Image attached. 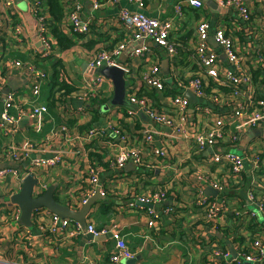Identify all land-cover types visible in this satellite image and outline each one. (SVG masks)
I'll list each match as a JSON object with an SVG mask.
<instances>
[{
	"label": "crops",
	"instance_id": "0c3cea01",
	"mask_svg": "<svg viewBox=\"0 0 264 264\" xmlns=\"http://www.w3.org/2000/svg\"><path fill=\"white\" fill-rule=\"evenodd\" d=\"M97 1L101 4L98 9L94 8V0H60L63 17L59 28L75 41L70 49L62 51L51 31L50 22L55 21L54 16L47 0H44L43 13L47 20V35L53 45L52 51L44 57L42 54L45 46L41 41L39 24L32 11L31 1L0 0V80H3L0 82V121L5 91L9 88L17 95L15 108L11 110L15 116L19 115L20 110L30 109L38 103L48 106L40 132L35 131L36 121L29 116L20 117L15 132H0V167H16L18 172V175L12 174L0 181L2 259L19 264H112L110 257L115 252V241L110 236L94 237L85 231L71 237L66 233L51 234L48 231L51 211L47 208L42 209L49 211V214L42 212L32 217V227L22 225L20 218L16 220L11 217V210L18 206L10 202V198L22 188L23 180L20 178L30 172L32 157L47 158L54 154L61 156V160L54 166L34 171L39 193L42 194L51 185H56L55 196L58 195L60 199L58 202L75 209L80 208L78 200L92 187L89 182V168L93 163L89 153L96 152L95 147L103 146L106 141L113 139L111 128L120 126L124 129L128 144L134 146L144 137L145 126L156 125L144 113L141 116L139 112L136 117H131L125 112L130 106V91H136L138 94L143 87L146 88L144 77L149 73L151 66L159 62L161 75L167 81V86L171 88L173 84L177 91V80L187 82L196 71L193 55L199 44L196 28L199 21L206 19L211 27L213 24L215 28L224 27L237 40L244 37V32L238 28L244 27L245 23L233 14L231 9L221 7L214 0H209L214 6L202 0L204 5L200 9L187 4L186 0H146L145 13L160 18L173 16L175 6L184 4L183 15L174 21L175 29L172 32L173 39L180 46L178 55L171 58L166 50L156 45L152 48V58H130L129 52L124 53L118 61L131 70L125 77V104L115 103L114 84L105 76V83L98 85L97 97L83 103L78 97L92 91L91 78L100 75L98 70L88 66L89 61L99 50L112 48L129 34L118 20L121 10H138V7L128 0H118L115 4L107 0ZM77 4L81 6V19L90 24L89 33L81 37L75 35L67 24V16ZM254 12L257 23L264 22V4L254 8ZM211 38L210 34L209 45L225 64L227 57L219 46H213ZM258 42L264 51V39H259ZM13 61L33 65L47 74V79L41 84V93L44 87L49 89L46 102L41 101V95L37 100L33 99L32 73L29 68L10 64ZM59 61L63 64L66 75L78 89L68 98L66 105L53 108L47 102L51 94L52 75ZM252 66L251 62L245 63V68L254 75ZM156 92L160 106H156L154 100L148 97L157 109L167 110L171 97L177 93L171 95L168 91ZM187 92L189 91H184L183 95ZM201 101L203 103L195 102L191 103V106L200 104L216 110L214 105L208 104L210 102ZM225 110L220 109L216 114L220 115ZM189 114H192V111ZM215 117L199 115L192 118L187 124L189 134L193 137L198 131L205 130L208 125L214 123ZM70 121L75 123L68 124ZM64 124L68 127V134L61 132V126ZM156 127L168 133V136H159L154 142L156 147H167V155L158 157L152 152V146L147 145L143 154L148 166L138 168L128 163L119 168L110 162L107 170L101 166L97 168L100 171V181H103L102 185L112 193L95 202L86 217L87 224L93 221L98 228L117 224L134 253L133 259H137L133 264H226L221 259L214 260L212 251L216 248L228 251L230 259H234L241 258L242 249L250 246L251 239H261L264 244V219L261 216L255 219L244 216L240 219L235 214L240 211L251 216L252 212H257V203L250 201V193L255 195L257 202L264 200V136L259 137V134L264 135L263 129L243 130L238 140L228 145V148H236L242 153H239L240 155L246 157L243 172L235 175L228 166L213 162L212 149L199 151L193 141L174 137L171 128L163 125ZM91 128L106 133L95 141L87 142L82 139V135ZM114 139L118 142V138L114 136ZM28 142L34 144V150L31 156H26L21 163L7 154L10 148H21ZM105 147L107 153L104 154L103 160L106 163L115 159L119 147ZM254 153L260 157L258 164L252 160ZM200 173L223 183L224 190L218 192V195L207 194V189L212 187L201 184L198 179ZM157 190L168 192V200L155 203L153 207L141 203L136 207H129V202L137 196L148 195ZM201 196L224 199L225 212L218 225H212L206 220L198 205ZM169 206L173 207L174 211L164 212ZM150 208L157 214L152 227L148 225L151 220L148 214ZM252 219L254 222L248 223ZM258 264H264V258Z\"/></svg>",
	"mask_w": 264,
	"mask_h": 264
},
{
	"label": "built area",
	"instance_id": "2783aa9c",
	"mask_svg": "<svg viewBox=\"0 0 264 264\" xmlns=\"http://www.w3.org/2000/svg\"><path fill=\"white\" fill-rule=\"evenodd\" d=\"M32 4V11L38 20L39 33L41 41L45 46L42 56H48L53 49L52 41L47 35V20L43 13L44 0H30ZM115 4L118 0H107ZM131 4L138 7L135 12L129 10H121L119 14V22L129 33L127 37L113 46L112 48H103L99 50L89 61L88 66L97 70L103 67L118 66L127 73L131 70L118 59L126 52H129L130 58H152L153 46L156 45L166 50L171 58H176L179 52V43L173 39L172 32L175 29L174 21L183 15V3L175 6L173 16L169 18L152 17L145 13L146 0H128ZM187 4L195 8H202V0H186ZM218 5L225 9H231L242 22L244 27L238 29L244 32V37L237 40L232 34L228 33L224 27H216L214 29V39L224 55L227 57V62L222 63L219 55L209 45L211 24L208 20L203 19L198 22L197 38L199 44L196 46L194 52V59L196 62V71L192 74L187 82H180L177 80L176 86L178 93L171 97L169 107L167 110L157 109L152 101L146 97H139L136 91H130L128 94L129 107L125 112L131 116L136 117L139 112L146 114L152 123L156 125H163L171 128L172 135L181 140H191L195 143L199 151L212 149L213 162L215 164H224L228 166L232 173L238 175L243 172L246 157L228 148V145L238 140L239 134L246 129L262 128L264 131V51L262 45L258 42L259 39H264V22L257 23V18L254 17V8L263 5L264 0H214ZM10 4V3H8ZM100 2L94 0V8L100 7ZM81 6L77 4L74 9L67 16V24L72 32L77 35H86L90 31V24L84 21L80 16ZM262 20V17L260 18ZM191 58V56H189ZM251 62L252 68L262 71V82H256L252 73L245 68V63ZM10 64L16 67L29 68L33 75V83L31 86V95L34 100H37L41 95V84L47 79V74L36 68L33 65L23 64L21 61H13ZM3 82V80H0ZM92 91L78 97V100L83 103L91 101L97 97L98 85L105 83V78L102 75H96L91 78ZM144 83L147 89L163 92L167 86V81L161 75V66L155 63L151 66L150 71L144 77ZM221 87L229 89L231 94L223 92ZM190 91L197 99H201L214 105L216 110L205 106L195 105L191 106V102L183 95L184 91ZM17 95L14 91H9L5 94L3 101V110L0 121V132L10 134L15 132L18 128L17 122L22 116H29L36 121L35 131L40 132L42 125H44V116L48 112L46 104H35L30 109L20 110L18 116L12 114V109L15 108ZM226 106H229L227 109ZM192 110H191V109ZM220 109H227L224 113L217 115ZM192 111V114L189 112ZM199 115H213L215 121L212 125H208L205 130L198 131L193 135L189 134L187 124L189 121ZM156 125L145 126L143 128L144 137L137 145L131 146L128 144V136L124 129L120 126L112 127L111 134L113 139L105 142V146H118V152L112 162L113 166L123 168L128 163H132L138 168L148 166L144 159V148L147 145L152 146V152L158 157H165L167 155V147H156L154 142L159 136H168V133L162 131ZM61 132L68 134L67 125L61 126ZM106 132H100L97 128H91L82 135V139L90 142L96 140L99 136ZM114 136L118 138L115 141ZM107 140V138H106ZM103 145V146H104ZM32 142L25 143L21 148L13 147L7 152L15 161L21 163L26 156H31L34 150ZM104 146V147H105ZM254 163L260 162L259 155L252 156ZM61 160L59 154H54L47 158H34L30 162V172L28 174H35V170L54 166ZM91 165V164H90ZM18 175L16 167L4 166L0 167V181L4 180L9 175ZM28 174L21 176L23 180ZM198 179L203 185H210L212 188L222 192L224 184L211 180L202 173L198 174ZM89 182L92 187L84 192V195L78 200L81 208L87 203L88 199L93 197L97 190L101 196L107 197L111 190L105 186L99 185L100 171L94 165L89 168ZM202 186V185H201ZM203 187V186H202ZM201 189V188H200ZM199 189V190H200ZM38 184L35 187V195H40ZM249 199L253 203H257V212L250 214H243L238 211L235 212L236 217L243 219L244 216L264 219V200L258 201L253 193L249 194ZM168 200V192L164 190H157L148 195L137 196L136 199L129 202V207H136L138 203L143 205L163 203ZM198 205L205 214L206 220L212 225H218L219 220L223 217L225 212L224 199L216 200L210 197L201 196L198 200ZM78 208V209H80ZM75 209V208H73ZM166 213H172L173 207L169 206L165 210ZM51 215V224L48 231L51 234H64L67 236H75L78 233L85 231L80 223L68 218H61L59 215L46 211L45 209H37L35 214ZM49 212V213H48ZM20 208H13L10 215L13 219L19 220ZM148 214L151 220L148 222L150 227L154 226L157 214L150 208ZM94 237L110 236L115 241V252L111 255L110 260L112 264H125L128 259L134 258V253L128 246L124 235L121 233L119 226L113 224L109 227L98 228L93 221L88 222L86 231ZM7 254V253H5ZM214 260L221 259L226 264H241L247 262L251 264H258L264 258V244L261 239H251V244L247 248L242 249L240 253L241 258L230 259V253L216 248L212 251ZM238 259V260H237ZM241 262H240V261ZM0 264H19L9 259L0 258Z\"/></svg>",
	"mask_w": 264,
	"mask_h": 264
},
{
	"label": "water",
	"instance_id": "95a60500",
	"mask_svg": "<svg viewBox=\"0 0 264 264\" xmlns=\"http://www.w3.org/2000/svg\"><path fill=\"white\" fill-rule=\"evenodd\" d=\"M209 4L215 5L214 3L210 2L209 0H206ZM214 24L210 29V34L212 36L211 43L214 47H218V44L216 43L214 39ZM97 73L105 76L106 78H109L112 80L114 84V98L116 104H125V97H126V88H127V82L125 79V72L122 68L118 66H112V67H103L97 69ZM10 91V88L5 91V93H8ZM185 97L190 100V102L193 103H200L202 102L201 99H197L196 96L191 93L190 91L185 94ZM203 103V102H202ZM209 105L213 106L212 104L208 103ZM143 114V112H140V115ZM142 116V115H141ZM259 134V133H258ZM264 136V135H260ZM129 166H133L132 164H129ZM103 181L99 182V185H102ZM37 180L35 179L33 174H28L23 179L22 188L19 192L13 194L10 198V202L17 205L20 208L21 216H20V223L26 227H32V217L34 212L37 209L47 208L51 212L59 215L61 218H68L73 221H76L81 224L83 229L86 231L87 228V220L86 217L90 214L91 208L97 202L98 200L105 199V196H101L99 190L96 191L95 195L88 199L87 203L84 204L80 209H73L71 206L62 204L58 202L55 198V190L56 185H51L46 191H44L40 195H35V187L37 186ZM207 194H214L218 195V190H214L212 188H208L206 191ZM148 207H153L152 204L145 205ZM137 259H128L125 262L126 263H135Z\"/></svg>",
	"mask_w": 264,
	"mask_h": 264
},
{
	"label": "trees",
	"instance_id": "16d2710c",
	"mask_svg": "<svg viewBox=\"0 0 264 264\" xmlns=\"http://www.w3.org/2000/svg\"><path fill=\"white\" fill-rule=\"evenodd\" d=\"M48 6H50V11L51 14L54 16L55 21L50 22V26L52 28V34L53 36L56 38L57 40V44L60 47V50H67L70 49L74 44L75 41L71 38L68 37V35L66 33H64L60 28H59V24L61 23V19L63 17V10L60 4V0H47ZM78 37H81L83 35L81 34H77ZM61 61L57 62L56 64V69L55 72L52 75V80L50 82V86H51V94L48 98V105H50L53 108H58L59 106H64L67 103L68 98L75 93V91L78 89V87L76 86V84H74L71 79L66 75V71L64 69L63 64L60 63ZM254 73V78L256 80V82H262L263 78L262 76V71L261 70H257L254 69L253 71ZM223 92L226 93H230L231 91L225 87H221ZM177 89V88H176ZM164 91H168L171 95L178 93L177 91H175V86L172 84L171 88L170 86H166ZM138 96L142 97V96H150L154 102L156 106H160L159 103V97L157 96V92L155 90L150 91L147 88L143 87L140 91H138ZM149 98V97H148ZM95 99V98H94ZM150 99V98H149ZM154 105V104H153ZM69 123H75V121H70L67 122ZM83 127H81L82 129ZM94 143H92L93 145ZM95 151L93 153H89V156L91 158V161L93 163V165L96 168H100V166L103 169H108L109 166L108 164L110 162H113L114 159H111L109 162H104L103 160V156L105 153H107V148L104 146H97L95 147ZM56 200L59 201V196L56 195L55 196ZM103 204L105 206H107V204L105 202H103ZM254 220H250L248 223H253ZM254 226V225H253ZM256 226V224H255ZM216 237H214L215 239Z\"/></svg>",
	"mask_w": 264,
	"mask_h": 264
},
{
	"label": "rangeland",
	"instance_id": "374dc122",
	"mask_svg": "<svg viewBox=\"0 0 264 264\" xmlns=\"http://www.w3.org/2000/svg\"><path fill=\"white\" fill-rule=\"evenodd\" d=\"M51 65V63L49 62V66ZM49 94V89L44 87L43 90H42V93H41V101L42 102H46L47 101V96ZM234 151L242 154L241 152H239L236 148H233Z\"/></svg>",
	"mask_w": 264,
	"mask_h": 264
}]
</instances>
